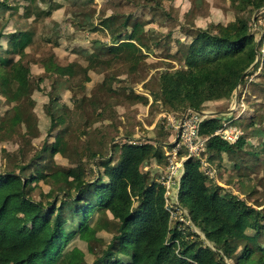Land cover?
<instances>
[{
    "label": "rangeland",
    "instance_id": "374dc122",
    "mask_svg": "<svg viewBox=\"0 0 264 264\" xmlns=\"http://www.w3.org/2000/svg\"><path fill=\"white\" fill-rule=\"evenodd\" d=\"M0 31L4 35L17 36L2 40L7 51H12V40L18 43L23 36L31 38L24 50L23 63L30 67L26 88L7 95L13 99L8 103L0 91V121L15 110H22L29 120L31 131L22 126L0 128V174L8 171L19 172L28 169L26 176L40 177L32 182L29 195L35 201L47 205L60 201L59 185H64L59 169H83L84 180L93 181L99 171V157L110 158L116 163L124 144L161 142L162 151L171 153L176 135V123L185 112L174 111L153 98L158 92V77L167 70H176L183 65L185 46L191 41L197 29H211L226 25L245 14L253 22L251 32L259 36L264 33V8L253 16L246 11H236L228 0H0ZM110 25H104L106 17H112ZM255 22V23H254ZM126 24V30L123 25ZM139 25L141 33L135 41L141 49L142 58L135 71L122 59L102 53L103 63L89 61L90 53L98 52L106 45L118 44L115 38L119 32L130 33L133 25ZM258 32V33H257ZM114 35V36H113ZM257 69L247 70L244 83L235 91L230 100L207 102L202 113H216L232 110L221 125L230 121L243 139L241 150L234 149L220 155L203 158L205 167L200 171L213 189H220L221 195L230 194L244 201L264 218V47ZM9 54V53H7ZM13 60L19 59L16 52H10ZM58 66L75 64L87 68L84 80L75 67L77 76L59 78L45 71L44 63L52 59ZM3 81L0 79V86ZM111 84V90L108 86ZM1 89V88H0ZM134 93L148 99L147 103L135 102L130 98ZM10 112H7L9 111ZM63 117V122L57 118ZM6 119V118H5ZM54 123V125L51 124ZM220 125V127H221ZM219 127V128H220ZM51 133L48 135V131ZM61 135V153L51 157L48 152L35 161L44 146ZM96 158H90L92 155ZM165 166L151 161L145 168L157 169L156 182L160 184L166 176L168 161L180 159L167 157ZM53 171L49 173V169ZM38 170V172H36ZM51 171V170H50ZM214 173V174H213ZM53 175V177L51 176ZM46 176L47 182L42 179ZM180 187V186H179ZM178 197V195H177ZM179 203V198H178ZM136 202L134 203V206ZM165 205V201H164ZM170 210V225L179 223L178 228L189 233V241L204 240L199 228L190 221L187 210L178 205ZM69 212H64L68 217ZM77 220L70 222L76 225ZM248 235L254 231L247 230ZM113 233L101 232L93 237L82 233L83 240L72 239L68 248L78 247L85 260L92 263L107 247ZM264 246V235L258 238ZM206 245L209 243L205 241ZM242 248L238 244L237 251ZM214 249V248H213ZM215 250V249H214ZM227 264H233L226 261Z\"/></svg>",
    "mask_w": 264,
    "mask_h": 264
},
{
    "label": "trees",
    "instance_id": "16d2710c",
    "mask_svg": "<svg viewBox=\"0 0 264 264\" xmlns=\"http://www.w3.org/2000/svg\"><path fill=\"white\" fill-rule=\"evenodd\" d=\"M228 1L236 11H246L251 16L264 8V0ZM113 18L106 17L104 25H110ZM252 27L251 18L242 14L226 25L197 29L185 46L183 65L159 75L158 92L152 93L153 98L170 110L184 112H201L207 102L230 100L248 76L246 71L257 69L263 56L264 33L260 30L256 37L251 32ZM140 33L137 24L130 33L119 32L115 35L120 39L118 44H105L98 50L100 53L89 54V61L103 63L100 59L103 52L129 63L130 70L135 71L142 58L141 49L135 43ZM16 34L19 33L4 35L0 31V79L3 81L0 91L6 98L12 90L26 88L30 75V67L23 63V58L31 38L23 36L18 43L13 39L12 51L1 44L3 39L7 42ZM10 52H16L19 59L12 60ZM75 67L87 81L88 67L58 66L53 58L43 65L45 71L59 78L77 76ZM105 87L111 90V84ZM130 98L135 102H148L146 97L134 93H130ZM15 111H7L10 113L1 119L0 128L8 124L12 129L22 126L30 132L32 128L26 112ZM224 118L227 117H208L202 123L200 134L207 137L202 159L208 156L211 160L213 155L242 149L243 139L230 144L219 136H212ZM57 121L63 122V117H58ZM50 133L51 129L48 135ZM63 140L61 135H55L51 145L44 146L35 161L48 152L51 157L60 154ZM162 147L164 145L157 140L124 144L116 163L110 158L99 157L102 161L98 169L102 171L91 182L84 180L83 169L78 167L55 170L63 174L65 184L58 186L61 200L47 205L29 195L30 184L41 178L26 176L28 167L20 168L18 173L0 174V264H227L226 261L264 264V246L258 242L264 235V218L237 197L221 195L216 186L212 189L200 171L198 159L184 162L178 198L190 221L203 233L204 240L196 236L189 241V233L180 230L179 223L170 225V215L164 205V188L156 182L157 169L145 170L151 166V161L156 167L167 164ZM52 171L50 168L49 173ZM42 179L47 182L46 176ZM65 211L69 212L67 218ZM70 219L77 220V224L70 223L66 228ZM247 230L254 234L248 235ZM85 231L93 237L87 243L101 232L113 233L104 252L92 263L85 260L78 247L68 248L74 238L86 242L81 237ZM238 244H242L239 251Z\"/></svg>",
    "mask_w": 264,
    "mask_h": 264
},
{
    "label": "built area",
    "instance_id": "2783aa9c",
    "mask_svg": "<svg viewBox=\"0 0 264 264\" xmlns=\"http://www.w3.org/2000/svg\"><path fill=\"white\" fill-rule=\"evenodd\" d=\"M206 118L208 117L201 114V112L187 110L183 118L176 123L177 132L174 147L171 153H166V156H172L173 159L178 158L180 162L168 161L166 176L160 182V185L164 188L165 209L169 213L170 208L175 210L179 205L177 195L184 174V162L188 159H198L201 161V165L206 168L202 155L205 152L207 137L200 134V127ZM212 136H219L224 141L234 144L238 141L239 131L231 125L230 121H224Z\"/></svg>",
    "mask_w": 264,
    "mask_h": 264
},
{
    "label": "water",
    "instance_id": "95a60500",
    "mask_svg": "<svg viewBox=\"0 0 264 264\" xmlns=\"http://www.w3.org/2000/svg\"><path fill=\"white\" fill-rule=\"evenodd\" d=\"M247 72V71H246ZM245 72V73H246ZM243 78V77H242ZM241 78V79H242ZM238 89V88H237ZM237 89H236V91H237ZM231 112H232V110H228V111H224V112H216V113H209V114H206V113H202L201 112V114H204V115H206V117H219V116H221V115H229V114H231Z\"/></svg>",
    "mask_w": 264,
    "mask_h": 264
}]
</instances>
